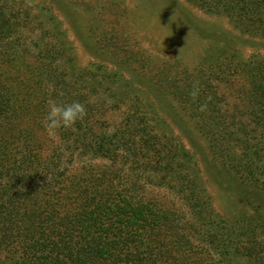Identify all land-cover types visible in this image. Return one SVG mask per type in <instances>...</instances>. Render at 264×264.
Wrapping results in <instances>:
<instances>
[{
	"label": "trees",
	"instance_id": "obj_1",
	"mask_svg": "<svg viewBox=\"0 0 264 264\" xmlns=\"http://www.w3.org/2000/svg\"><path fill=\"white\" fill-rule=\"evenodd\" d=\"M190 1L264 38V0ZM238 64L215 78L195 68L179 91L252 210L228 218L139 85L78 64L47 6L0 2V264H264V56ZM217 93L240 103L226 110ZM73 101L86 118L46 130L49 103Z\"/></svg>",
	"mask_w": 264,
	"mask_h": 264
},
{
	"label": "rangeland",
	"instance_id": "obj_2",
	"mask_svg": "<svg viewBox=\"0 0 264 264\" xmlns=\"http://www.w3.org/2000/svg\"><path fill=\"white\" fill-rule=\"evenodd\" d=\"M7 2L16 7L34 8L42 4L52 9L75 47L78 64L102 65L120 71L140 86L141 95L147 93L152 98L170 131L199 160L218 215L233 218L242 210L252 211L234 189L230 177L216 166L205 130L199 128L202 122H195L192 111L183 108L179 102L183 94L179 91L186 87L187 79L195 78L189 75L195 68L207 70V75L214 70L215 78L219 65L230 69L239 65L240 60L264 56V38L242 33L227 16L207 11L190 0ZM34 12L45 15L38 10ZM176 77L181 79V84L174 82ZM229 77L243 82L233 74ZM219 86L222 92L235 89L227 87L224 81ZM221 94L214 97L220 98L221 106L233 112V104H239V100L235 102L228 97L224 104ZM206 96L211 98L209 92Z\"/></svg>",
	"mask_w": 264,
	"mask_h": 264
},
{
	"label": "clouds",
	"instance_id": "obj_3",
	"mask_svg": "<svg viewBox=\"0 0 264 264\" xmlns=\"http://www.w3.org/2000/svg\"><path fill=\"white\" fill-rule=\"evenodd\" d=\"M200 89L198 83L193 84L192 91L189 95L196 100L199 96ZM206 105H201L200 110L204 111ZM87 116L86 105L80 101H73L69 104H59L50 102L48 111L43 120V126L46 130H56L60 128L71 129L78 121H83Z\"/></svg>",
	"mask_w": 264,
	"mask_h": 264
}]
</instances>
